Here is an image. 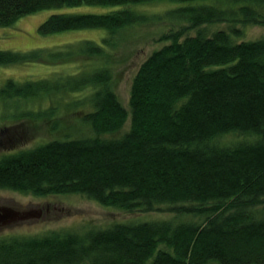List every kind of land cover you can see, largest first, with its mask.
<instances>
[{
	"label": "trees",
	"instance_id": "trees-1",
	"mask_svg": "<svg viewBox=\"0 0 264 264\" xmlns=\"http://www.w3.org/2000/svg\"><path fill=\"white\" fill-rule=\"evenodd\" d=\"M80 5L119 8L54 13L39 32L106 29L102 44L0 50V65L69 69L0 86V188L176 217L0 237V264H264V36L234 40L264 26V0H0V26ZM163 22L125 107L111 51L124 30Z\"/></svg>",
	"mask_w": 264,
	"mask_h": 264
},
{
	"label": "rangeland",
	"instance_id": "rangeland-1",
	"mask_svg": "<svg viewBox=\"0 0 264 264\" xmlns=\"http://www.w3.org/2000/svg\"><path fill=\"white\" fill-rule=\"evenodd\" d=\"M168 3V4H167ZM176 2L154 3L146 6L149 10L158 11ZM170 7V8H171ZM118 6L80 5L73 7L51 8L21 17L12 26H0V50L30 51L38 48H53L83 39L94 40L100 44L108 35L106 29H83L58 32L43 35L39 32L40 24L54 13H104ZM173 27L168 22L152 23L147 26H132L123 31V41L118 50L111 51L115 55L117 70L116 90L125 107L129 106L132 80L142 62L164 41L160 40L161 32ZM175 27V26H174ZM228 25L210 24L205 28L209 34L216 29H226ZM244 35L234 37L235 41L255 40L264 36V26L253 25L244 27ZM194 34L195 31H192ZM67 66L46 63H29L25 65H0V86L8 78L20 82L35 80L53 75L55 71H69ZM119 71L121 72L119 76ZM0 108V123H3ZM6 120V119H5ZM130 118L124 128L110 136H121L130 128ZM85 127L83 126V130ZM88 130V129H87ZM39 137L25 144L27 147L36 144L45 137V131L40 130ZM90 133V131H87ZM0 204L31 212L28 218L0 227V237L34 236L51 231L78 230L86 231L93 228L108 227L117 222L151 221L176 217L171 212L127 213L113 207H105L98 202L80 194L49 195L44 197L24 194L11 189L0 188ZM196 220L195 217H193Z\"/></svg>",
	"mask_w": 264,
	"mask_h": 264
},
{
	"label": "water",
	"instance_id": "water-1",
	"mask_svg": "<svg viewBox=\"0 0 264 264\" xmlns=\"http://www.w3.org/2000/svg\"><path fill=\"white\" fill-rule=\"evenodd\" d=\"M31 212H23L11 206L0 208V227L28 218Z\"/></svg>",
	"mask_w": 264,
	"mask_h": 264
},
{
	"label": "flooded vegetation",
	"instance_id": "flooded-vegetation-1",
	"mask_svg": "<svg viewBox=\"0 0 264 264\" xmlns=\"http://www.w3.org/2000/svg\"><path fill=\"white\" fill-rule=\"evenodd\" d=\"M4 206H7V205H1V204H0V208H2V207H4ZM11 224H12V223H11Z\"/></svg>",
	"mask_w": 264,
	"mask_h": 264
}]
</instances>
